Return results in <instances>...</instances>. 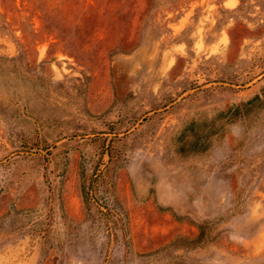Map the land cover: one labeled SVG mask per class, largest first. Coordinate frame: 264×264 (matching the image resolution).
<instances>
[{
	"label": "rangeland",
	"instance_id": "obj_1",
	"mask_svg": "<svg viewBox=\"0 0 264 264\" xmlns=\"http://www.w3.org/2000/svg\"><path fill=\"white\" fill-rule=\"evenodd\" d=\"M0 52L37 118L0 120V264H264V112L168 147L263 84L264 0H0ZM35 125L46 150L22 145ZM112 137L113 209L87 213L80 162ZM203 222L212 241L169 245Z\"/></svg>",
	"mask_w": 264,
	"mask_h": 264
},
{
	"label": "trees",
	"instance_id": "obj_2",
	"mask_svg": "<svg viewBox=\"0 0 264 264\" xmlns=\"http://www.w3.org/2000/svg\"><path fill=\"white\" fill-rule=\"evenodd\" d=\"M26 72L21 69L20 57H9L0 52V120H4L9 124L13 123L14 126H19L27 122L28 119L35 118L31 112L32 100L30 92H28V84L33 82V78L27 75ZM263 112L264 82L248 98L233 102L226 108L215 109L210 117L203 115L199 118L185 120L171 135L168 147L181 156L203 153L222 135L225 125L241 122L246 130L252 129L257 124V115ZM35 120L37 121V118ZM35 126L34 132L36 135L30 138L32 139L31 142H28L25 138L22 144L23 147L26 148V145H28L26 143H30L27 146L29 149L33 147L48 149L49 146L45 140L39 138L40 128L37 125ZM109 133L114 134L113 137H115V132L112 129ZM113 137L108 140V144L105 142L106 139L102 138L96 161L93 162L95 154H90L87 158L82 156L79 173L81 195L87 213L93 205L102 215L110 213L113 209L110 206L111 187L113 186L107 179L109 164L112 161L109 147L113 142ZM100 139L94 137L92 140L98 141ZM106 153L109 158L105 164L103 156ZM102 166L103 168H101ZM107 183H109L110 188L105 187ZM32 211L34 209L18 212L26 215ZM206 224L207 222L196 224L198 233L194 238L177 237L169 245H175L181 239L190 243L188 247L195 248L212 241ZM36 231H39V229Z\"/></svg>",
	"mask_w": 264,
	"mask_h": 264
}]
</instances>
